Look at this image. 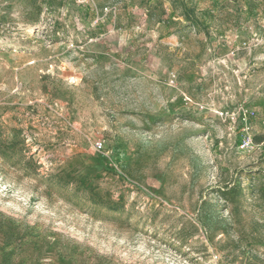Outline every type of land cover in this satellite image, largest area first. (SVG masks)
Segmentation results:
<instances>
[{
    "label": "rangeland",
    "instance_id": "374dc122",
    "mask_svg": "<svg viewBox=\"0 0 264 264\" xmlns=\"http://www.w3.org/2000/svg\"><path fill=\"white\" fill-rule=\"evenodd\" d=\"M184 5L0 0V264H264V0Z\"/></svg>",
    "mask_w": 264,
    "mask_h": 264
},
{
    "label": "trees",
    "instance_id": "16d2710c",
    "mask_svg": "<svg viewBox=\"0 0 264 264\" xmlns=\"http://www.w3.org/2000/svg\"><path fill=\"white\" fill-rule=\"evenodd\" d=\"M172 4L176 7V8H181L182 9V17H184V19L190 23L191 26H196L197 25V22L193 16V13H194V8L192 7H186L184 5V0H172ZM18 136V133L17 132H13L12 133V139H16ZM1 142V141H0ZM10 145H16L15 142H10ZM70 179V178H68ZM99 204V203H98ZM99 206H101L99 204Z\"/></svg>",
    "mask_w": 264,
    "mask_h": 264
},
{
    "label": "built area",
    "instance_id": "2783aa9c",
    "mask_svg": "<svg viewBox=\"0 0 264 264\" xmlns=\"http://www.w3.org/2000/svg\"><path fill=\"white\" fill-rule=\"evenodd\" d=\"M94 146H95L96 150H101L102 149V143L101 142H96Z\"/></svg>",
    "mask_w": 264,
    "mask_h": 264
}]
</instances>
